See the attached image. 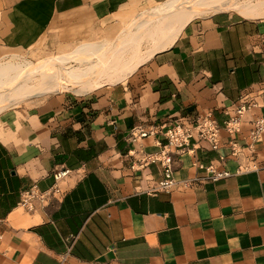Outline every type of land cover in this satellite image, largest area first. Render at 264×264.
Wrapping results in <instances>:
<instances>
[{
    "label": "crops",
    "instance_id": "0c3cea01",
    "mask_svg": "<svg viewBox=\"0 0 264 264\" xmlns=\"http://www.w3.org/2000/svg\"><path fill=\"white\" fill-rule=\"evenodd\" d=\"M166 1L0 0V63L115 41ZM207 114L219 146L196 137L191 152L175 150L171 190L159 188L160 164L133 167L174 122ZM259 119L264 19L229 11L190 21L125 81L1 110L0 264H264V130L251 137ZM135 129L154 135L136 140ZM232 142L245 152L233 156ZM209 165L230 175L214 180ZM30 187L46 198L24 206Z\"/></svg>",
    "mask_w": 264,
    "mask_h": 264
},
{
    "label": "bare ground",
    "instance_id": "6f19581e",
    "mask_svg": "<svg viewBox=\"0 0 264 264\" xmlns=\"http://www.w3.org/2000/svg\"><path fill=\"white\" fill-rule=\"evenodd\" d=\"M230 9L246 19H264V0H170L123 30L114 43H86L40 63H0V111L8 102L63 88L86 94L125 80L169 48L190 21Z\"/></svg>",
    "mask_w": 264,
    "mask_h": 264
},
{
    "label": "built area",
    "instance_id": "2783aa9c",
    "mask_svg": "<svg viewBox=\"0 0 264 264\" xmlns=\"http://www.w3.org/2000/svg\"><path fill=\"white\" fill-rule=\"evenodd\" d=\"M250 105H243L238 110V116L228 120L225 127L230 132H236L239 129L240 115H242ZM194 122L191 125L183 123L182 121L174 122L170 127L163 131L162 137L164 141L159 140L160 150L156 153H146L141 151V156L133 165L136 170H142L151 164L158 163L163 168V180L160 182L159 188L163 190H171L174 187V169H173V152L180 151L189 153L193 150V140L199 139L209 140L215 148L219 146L220 126L213 119L211 114L194 117ZM264 130V120L256 121L255 129L251 131L253 141H259L261 132ZM137 131V132H136ZM154 135V131L146 129L133 130L132 137L134 139L145 138ZM232 155L238 156L245 152V148L232 142ZM204 168V165H200ZM206 169L212 174L214 180L228 177L230 174L227 171H217L212 165L206 166ZM241 169H249L248 166H241ZM70 173L67 168L61 169L55 173L56 181L65 178ZM55 190V187L53 188ZM46 193L40 192L36 187H30L23 192L22 205L30 206L34 199H44Z\"/></svg>",
    "mask_w": 264,
    "mask_h": 264
},
{
    "label": "rangeland",
    "instance_id": "374dc122",
    "mask_svg": "<svg viewBox=\"0 0 264 264\" xmlns=\"http://www.w3.org/2000/svg\"><path fill=\"white\" fill-rule=\"evenodd\" d=\"M170 0H168V1H166L163 5H161V6H158V7H155V8H152V9H150V10H148V11H146V12H144L143 14H141L136 20H134L130 25H132V24H134L135 22H137L138 20H140V18L144 15V14H148L149 12H152V11H154V10H157V9H162V8H164V7H166L167 6V3L169 2ZM229 12H235L234 11V9H230L229 10ZM212 14V13H211ZM211 14H209V15H206V16H204V17H207V16H210ZM204 17H198V18H204ZM130 25H128L126 28H124L123 30H127V28L130 26ZM122 30V31H123ZM113 42V41H112ZM110 43V42H109ZM114 43V42H113ZM102 44H106V43H102ZM29 61H31L30 59H24V58H21V59H13V58H11V59H7V60H5V62H16V63H24V62H29ZM32 62V61H31ZM32 63H38V62H32ZM141 66V65H140ZM139 66V67H140ZM138 67V68H139ZM138 70V69H137ZM36 75V74H35ZM37 76V75H36ZM128 78H126L125 80H127ZM125 80H122V81H125ZM106 84H113V83H104L103 84V86L104 85H106ZM102 87V86H101ZM100 87V88H101ZM99 88V89H100ZM99 89H95L94 91H96V90H99ZM76 90H78V88L77 89H70V87H69V89H67V88H63V89H60V90H58V91H55V92H52V93H45V94H55V93H58V92H65V93H68V94H70V95H72L73 97L74 96H77V95H81V94H79V93H77L76 92ZM94 91H92V92H94ZM91 93V92H90ZM25 98H23V99H21L20 101H12V102H8L7 103V106L4 108V109H7V108H9V107H12V106H14V105H17V104H19L20 102H22L23 100H24ZM2 105L0 104V107H1Z\"/></svg>",
    "mask_w": 264,
    "mask_h": 264
}]
</instances>
